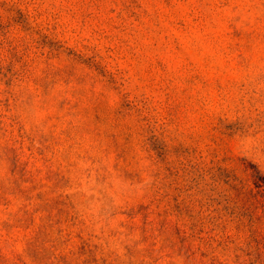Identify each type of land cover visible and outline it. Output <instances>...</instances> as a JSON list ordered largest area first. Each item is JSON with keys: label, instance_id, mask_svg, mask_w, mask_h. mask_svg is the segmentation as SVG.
Wrapping results in <instances>:
<instances>
[{"label": "rangeland", "instance_id": "obj_1", "mask_svg": "<svg viewBox=\"0 0 264 264\" xmlns=\"http://www.w3.org/2000/svg\"><path fill=\"white\" fill-rule=\"evenodd\" d=\"M0 264H264V0H0Z\"/></svg>", "mask_w": 264, "mask_h": 264}]
</instances>
